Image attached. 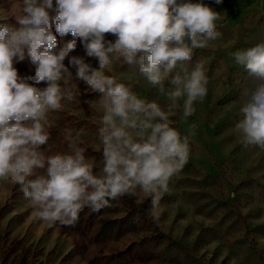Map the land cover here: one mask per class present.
<instances>
[{"label":"clouds","instance_id":"clouds-1","mask_svg":"<svg viewBox=\"0 0 264 264\" xmlns=\"http://www.w3.org/2000/svg\"><path fill=\"white\" fill-rule=\"evenodd\" d=\"M12 7L14 23H0V180L19 185L34 217L49 226H75L85 208L98 212L138 189L157 207L188 162L189 137L170 117L182 110L186 122L208 94L204 64L189 62L194 50L220 36V12L192 0H55V6L53 0H21ZM8 19L0 14V21ZM53 25L60 37L79 38L98 68L83 56H72L66 66L76 40L60 47ZM108 33L114 42L105 40ZM229 55L252 78L237 113L239 142L264 148V41ZM25 58L35 75L22 78L14 62ZM124 64L139 67L121 81L111 73ZM79 82L101 94L94 118L99 164L86 157L88 148L71 129L64 136L69 151L42 149L51 138L50 114L62 111L65 101L79 102ZM141 83L167 108L133 90Z\"/></svg>","mask_w":264,"mask_h":264},{"label":"rangeland","instance_id":"rangeland-1","mask_svg":"<svg viewBox=\"0 0 264 264\" xmlns=\"http://www.w3.org/2000/svg\"><path fill=\"white\" fill-rule=\"evenodd\" d=\"M21 0H0V14L16 12ZM220 12L216 22L220 36L206 48L194 50L190 65L200 61L208 77V94L194 104L196 112L183 121L182 110L170 117L182 136L188 135L190 155L183 169L169 182L157 207L139 189L109 201L98 212L85 208L75 226H49L34 217L30 201L17 184L0 180V264H264V148L239 142L235 125L243 96L252 78L234 63L230 53L264 41V0H192ZM55 6V0H53ZM54 14V13H53ZM53 32L56 33L55 25ZM60 47L76 40L65 58L87 57L82 41L68 34ZM116 37L105 34L106 41ZM22 78L35 75L30 59L14 62ZM138 65L124 64L113 73L124 81ZM70 70L75 74V69ZM30 84L43 89L42 81ZM79 102H63L62 111L50 114L51 138L42 149L48 154L69 151L65 130L79 133L86 157L100 153L96 139L95 102L98 92L78 83ZM149 102L167 108L166 100L141 83L133 89ZM182 103V101H181ZM195 123L196 128L189 126ZM158 217V219L156 218Z\"/></svg>","mask_w":264,"mask_h":264}]
</instances>
